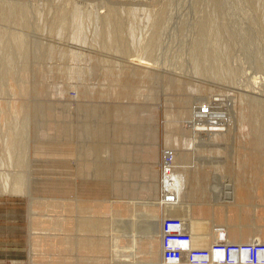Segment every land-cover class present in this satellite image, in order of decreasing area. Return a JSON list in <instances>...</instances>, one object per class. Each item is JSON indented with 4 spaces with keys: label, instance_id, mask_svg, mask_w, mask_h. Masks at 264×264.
I'll list each match as a JSON object with an SVG mask.
<instances>
[{
    "label": "rangeland",
    "instance_id": "obj_1",
    "mask_svg": "<svg viewBox=\"0 0 264 264\" xmlns=\"http://www.w3.org/2000/svg\"><path fill=\"white\" fill-rule=\"evenodd\" d=\"M0 9V264H207L160 260L162 219L173 216L209 264L225 255L215 226L230 244L264 245V0ZM73 10L84 13L82 41ZM163 191L174 207L160 204Z\"/></svg>",
    "mask_w": 264,
    "mask_h": 264
},
{
    "label": "built area",
    "instance_id": "obj_2",
    "mask_svg": "<svg viewBox=\"0 0 264 264\" xmlns=\"http://www.w3.org/2000/svg\"><path fill=\"white\" fill-rule=\"evenodd\" d=\"M205 111L204 113H207ZM166 164L170 169L173 170L172 157H168ZM168 162V163H167ZM175 169V168H174ZM167 172L166 169L163 170ZM163 183V180H162ZM163 190H166L165 188ZM164 192L166 194H164ZM178 197L176 194L163 191L159 194L160 204L166 208L167 206H172L178 203ZM158 201V202H159ZM162 223V236L160 240V260L166 263H176L184 256L192 262H201L209 264L211 261V256L208 254L201 253L202 251H197L196 249L190 250L189 244L191 242L190 233L183 229V221L179 217H163ZM225 229L221 226H215L213 229V238L218 236V240H213V246H220L221 250L224 251L225 255L221 256L214 262L220 264H264V245H246L237 243H228L224 240ZM221 238V241L219 240ZM227 238V237H226ZM206 256V257H200Z\"/></svg>",
    "mask_w": 264,
    "mask_h": 264
},
{
    "label": "bare ground",
    "instance_id": "obj_3",
    "mask_svg": "<svg viewBox=\"0 0 264 264\" xmlns=\"http://www.w3.org/2000/svg\"><path fill=\"white\" fill-rule=\"evenodd\" d=\"M219 5V4H218ZM217 5V6H218ZM1 10V9H0ZM2 11V10H1ZM3 11H5L4 9H3ZM66 10H64V12H65ZM71 11V10H70ZM74 11V13H72ZM71 13H69V14H72L71 15V24H69V25H71V27H72V29H73V31H72V36H73V38L74 39H76V40H78V41H82L84 38V36H83V29H84V20H83V14H81L79 11H76V10H73ZM7 12V11H6ZM15 12H16V10H15ZM64 12H62V14L64 13ZM66 13V12H65ZM65 13H64V15H65ZM86 13V12H85ZM19 14V13H18ZM18 14H16V16L14 15V17H19L18 16ZM6 15V14H5ZM64 15H61V17H60V21H63L64 22V20L66 19V15L64 16ZM1 16V15H0ZM8 16V15H7ZM96 16V15H95ZM6 17V16H5ZM107 18V17H106ZM17 19V18H16ZM86 19V18H85ZM126 19V18H125ZM20 20V19H19ZM58 20V19H57ZM106 20H108V19H106ZM18 21V20H17ZM87 21V20H86ZM58 22V21H57ZM62 22V23H63ZM69 22V21H68ZM17 23V22H16ZM106 24H109L108 23V21H106ZM59 25V24H58ZM62 25V24H61ZM224 25V24H223ZM63 26V25H62ZM107 26V25H106ZM108 27H109V25H108ZM115 27H116V29H117V31L115 32L114 31V34H113V41H112V43H118V45H116V47L117 46H120V48H123V47H121V43H122V41H123V38L121 37V34H120V30H121V28H122V24H121V22H119V21H116V23H115ZM206 27V26H205ZM63 28V27H62ZM70 28V27H69ZM134 28V27H133ZM60 29H61V27H60ZM105 29H107L106 27H105ZM135 29V28H134ZM207 29V28H206ZM212 29H213V27H212ZM108 30V29H107ZM129 30V29H128ZM105 31V30H104ZM109 31V30H108ZM199 31V30H198ZM206 31V30H205ZM106 32V31H105ZM104 32V33H105ZM215 33V32H214ZM217 33H218V31H217ZM2 34V33H1ZM0 34V35H1ZM98 34V33H97ZM106 34V39H107V41H108V33L106 32L105 33ZM123 34H124V32H123ZM216 34V33H215ZM99 35V34H98ZM108 35V36H107ZM135 35V34H134ZM220 35V34H219ZM202 36H203V30H201L200 32H199V34H198V38H197V41H194V43H196V45H195V47L193 48L194 50H195V54H196V56H197V62H196V72L197 73H199V74H202V73H204V70H203V66L204 65H202V63L204 62L203 61V56H204V51H205V43H204V41L202 40ZM109 37H111V36H109ZM217 37V36H216ZM83 38V39H82ZM100 38V37H99ZM82 39V40H81ZM12 40V39H11ZM217 40V39H216ZM215 40V41H216ZM12 41H14V40H12ZM101 41V40H100ZM105 41V40H104ZM106 41V42H107ZM157 41V40H156ZM15 44H16V46L15 47H17L16 49L17 50H15V52L17 53V52H19L20 53V51H21V48H22V46H23V40H22V38H20V37H16L15 38ZM98 42H99V40H98ZM149 42V41H148ZM1 43V42H0ZM108 43H109V41H108ZM111 43V42H110ZM14 44V45H15ZM107 44V43H106ZM102 45V44H101ZM148 45V44H147ZM147 45L146 46H144V47H147ZM194 45V44H193ZM112 46H114V45H112ZM223 46V45H222ZM105 47V46H104ZM136 47V46H135ZM2 48H4V47H2ZM7 48H8V46H7ZM119 48V47H118ZM151 49L150 50H152V47H150ZM113 49H114V47H113ZM117 49V48H116ZM145 49H147V48H145ZM6 50H9V49H6ZM209 50V49H208ZM223 50V49H222ZM207 51V50H206ZM10 52V51H9ZM151 52V51H150ZM7 53V52H6ZM192 53V52H191ZM206 53V52H205ZM208 53H209V51H208ZM214 53V52H213ZM221 53H223V52H221ZM18 54V53H17ZM118 54V53H117ZM194 54V53H193ZM194 54V55H195ZM224 54V53H223ZM207 55V54H206ZM216 55V54H215ZM8 56L10 57V55L8 54ZM8 56H7V59H4V60H8ZM195 56V57H196ZM223 56V55H222ZM217 57V56H216ZM201 58H202V60H201ZM208 58H210V57H208ZM214 58V57H213ZM10 60H11V58H9ZM204 59H206V62L208 61L207 60V58H204ZM211 59V58H210ZM201 60V61H200ZM218 60V59H217ZM217 60H215V64H216V61ZM10 62V61H9ZM195 62V61H194ZM205 62V63H206ZM11 63V62H10ZM193 63V62H192ZM7 64H8V62H7ZM200 64H201V66H200ZM4 65V64H3ZM210 65V64H209ZM208 65V66H209ZM212 65V64H211ZM210 65V66H211ZM7 66H9V65H7ZM12 66V65H11ZM193 67V66H192ZM212 67V66H211ZM216 67V66H215ZM3 68H5V66L3 67ZM208 68H210V67H208ZM211 69V68H210ZM10 70V69H9ZM213 69H211V71H212ZM209 71V70H208ZM5 72V71H4ZM6 74L4 73V76H5ZM210 76L211 75H213V72H212V74H209ZM216 75V74H215ZM218 75V74H217ZM223 77V76H222ZM224 78V77H223ZM1 81V80H0ZM1 86V85H0ZM87 122V121H86ZM82 124V123H81ZM85 124V126L82 128V136H86V137H88V136H90V137H94L95 136V134L96 133H94V129L92 128V127H90L87 123H84ZM13 126V125H12ZM75 129V128H74ZM81 130V129H80ZM97 130H99V129H97ZM98 134V133H97ZM8 141V140H7ZM12 141H14V138H13V140ZM10 144H11V142H10ZM11 145H13V143L11 144ZM9 146V145H8ZM83 151H84V149H83ZM91 151V150H90ZM79 156V155H78ZM97 166V165H96ZM102 165L101 164H99L97 167H95L93 170H94V173L95 172H97L98 173V175H102L103 173H105V172H103V170H102ZM92 169V168H91ZM103 172V173H102ZM92 173V172H91ZM106 174V173H105ZM13 182V181H12ZM21 184V183H20ZM20 184H16V186L15 187H13L12 188V190H14L15 192L16 191H22V188H21V185Z\"/></svg>",
    "mask_w": 264,
    "mask_h": 264
}]
</instances>
